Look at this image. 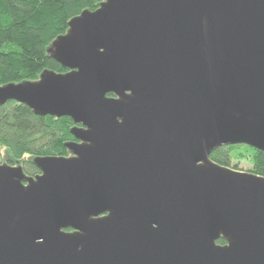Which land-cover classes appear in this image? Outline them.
Instances as JSON below:
<instances>
[{
    "label": "water",
    "instance_id": "obj_1",
    "mask_svg": "<svg viewBox=\"0 0 264 264\" xmlns=\"http://www.w3.org/2000/svg\"><path fill=\"white\" fill-rule=\"evenodd\" d=\"M48 53L0 105L77 140L0 164V264H264V176L211 157L264 151V0H103Z\"/></svg>",
    "mask_w": 264,
    "mask_h": 264
},
{
    "label": "trees",
    "instance_id": "obj_2",
    "mask_svg": "<svg viewBox=\"0 0 264 264\" xmlns=\"http://www.w3.org/2000/svg\"><path fill=\"white\" fill-rule=\"evenodd\" d=\"M102 1L0 0V85L39 80L44 71L67 72L48 50L53 41L66 34L72 18L84 10L97 9ZM75 126L68 116H40L14 100L0 105V144L12 155L7 162L21 165L32 177L40 173L35 157L69 155L66 143L77 140L72 132ZM249 150L254 155L251 171L264 176V151L250 145L220 147L211 157L239 169L231 164L232 159ZM217 243L225 244L226 240L221 237Z\"/></svg>",
    "mask_w": 264,
    "mask_h": 264
},
{
    "label": "rangeland",
    "instance_id": "obj_3",
    "mask_svg": "<svg viewBox=\"0 0 264 264\" xmlns=\"http://www.w3.org/2000/svg\"><path fill=\"white\" fill-rule=\"evenodd\" d=\"M11 156L9 149L5 145L0 144V164L8 163L7 161H10ZM253 158L254 155H252L251 150L245 151L242 154L235 155L231 164L238 166L240 169L250 171L253 168Z\"/></svg>",
    "mask_w": 264,
    "mask_h": 264
},
{
    "label": "flooded vegetation",
    "instance_id": "obj_4",
    "mask_svg": "<svg viewBox=\"0 0 264 264\" xmlns=\"http://www.w3.org/2000/svg\"><path fill=\"white\" fill-rule=\"evenodd\" d=\"M68 149V148H67ZM68 152H69V150H68ZM71 154V152H69V155Z\"/></svg>",
    "mask_w": 264,
    "mask_h": 264
}]
</instances>
